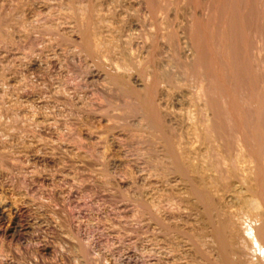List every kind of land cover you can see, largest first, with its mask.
<instances>
[{
    "label": "rangeland",
    "instance_id": "rangeland-1",
    "mask_svg": "<svg viewBox=\"0 0 264 264\" xmlns=\"http://www.w3.org/2000/svg\"><path fill=\"white\" fill-rule=\"evenodd\" d=\"M149 76L232 249L256 256L244 224L264 248V0H0V264H217L198 176L132 109Z\"/></svg>",
    "mask_w": 264,
    "mask_h": 264
},
{
    "label": "bare ground",
    "instance_id": "bare-ground-1",
    "mask_svg": "<svg viewBox=\"0 0 264 264\" xmlns=\"http://www.w3.org/2000/svg\"><path fill=\"white\" fill-rule=\"evenodd\" d=\"M217 1V0H216ZM246 1H248V0H246ZM249 1H251V0H249ZM253 1H255V0H253ZM257 1H259V0H257ZM263 1V0H262ZM153 7V6H152ZM194 8H196V7H194ZM147 14H148V11H147ZM150 14V13H149ZM148 14V15H149ZM238 19V18H237ZM194 21H196V20H194ZM244 21V20H243ZM224 23V22H223ZM163 24V23H162ZM200 24V23H199ZM202 24V23H201ZM241 24V23H240ZM204 25H206V24H204ZM257 25V24H256ZM203 25H201V27H202ZM199 27V26H198ZM197 27V28H198ZM200 28V27H199ZM222 28V27H221ZM202 30H203V27L201 28ZM207 29V28H206ZM201 30V31H202ZM209 33V32H208ZM202 34V33H201ZM210 34V33H209ZM208 35V34H207ZM203 36V35H202ZM206 36V35H205ZM205 40H206V38H205ZM209 41V40H208ZM155 44V43H154ZM197 45V44H196ZM166 46V45H165ZM228 48V47H227ZM209 54V53H208ZM220 55V54H219ZM210 59L208 58V60L207 61H209ZM147 61V60H146ZM212 61H209L208 63H211ZM207 65V64H206ZM212 66H213V63L211 64ZM210 68H212L211 69V72L213 71V76L215 77V78H218V74H217V70H218V68H215V66H214V68L213 67H210ZM249 68V67H248ZM160 71V70H159ZM151 72V71H150ZM167 72V71H166ZM153 74H155V72H152ZM159 73V72H158ZM152 74V75H153ZM160 74V73H159ZM156 75V74H155ZM166 75V74H165ZM253 75V74H252ZM251 75V76H252ZM157 76V75H156ZM250 76V77H251ZM150 77V76H149ZM160 77V76H159ZM213 77V78H214ZM109 78V77H108ZM151 78V77H150ZM153 78H154V76H153ZM153 78H151L150 80H151V83L149 84V85H145L146 86V88H145V90H143L142 91V89H140L142 92L141 93H138L137 92V94H133V92H132V90H130L129 89V92L131 91L132 93L131 94H133L132 96H133V99L131 98L132 96L130 95V98L134 101V103H133V107H132V109L133 108H135L136 110H137V112H138V114H139V116L138 117H140V120L143 122L142 123V128L145 130V132H146V136L148 137V138H152V139H157L160 143H161V145L164 147L163 149L164 150H162V152H163V155H164V157L165 158H167L168 159V161H169V164L171 165V168L172 169H174L175 171H177L178 173H180V174H184V172H187V177H188V172H192V173H194V174H198L199 173V168H201V167H199L198 168V166L199 165H196L195 163H190V162H188L185 158H187L185 155L183 156V154H181L180 152H177V151H174V149H173V145H174V140H172V139H174V138H171V137H169V136H167V131L166 132H164V128L162 129V126H161V123H160V119H161V116H160V114H159V112H158V108L156 107V105L154 104V102L152 101V97H151V94H150V91H152L153 92V90H152V88H153V86H154V80H156V79H153ZM196 78V77H195ZM160 79V78H159ZM219 79V78H218ZM113 80V79H112ZM177 80V79H176ZM111 81V80H110ZM165 81H167V80H165ZM157 83V82H156ZM164 83V82H163ZM173 87V86H172ZM124 89V91H126L127 89L126 88H123ZM219 89V88H218ZM134 90V89H133ZM254 90V89H253ZM139 91V90H138ZM126 92H128V91H126ZM140 92V91H139ZM151 92V93H152ZM165 92V91H164ZM176 92V91H175ZM226 93V92H225ZM224 93V94H225ZM153 94V93H152ZM159 94V93H158ZM178 94V93H177ZM228 94V93H227ZM226 94V95H227ZM129 95V93L126 95V96H128ZM154 95V94H153ZM226 95H225V97H226ZM261 95V94H260ZM260 95H259V97H260ZM165 96V95H164ZM229 96V95H228ZM228 96L226 97V98H228ZM167 97V96H166ZM248 97V96H247ZM154 98V97H153ZM181 98V97H180ZM231 98V97H230ZM247 100H248V98H246ZM260 99H261V97H260ZM163 100V99H162ZM255 101V100H254ZM257 101H258V99H257ZM262 101H263V99H262ZM250 102V101H249ZM156 103V102H155ZM164 103V102H163ZM172 103V102H171ZM263 102H261V104H262ZM157 104V103H156ZM235 102H229V100H227L226 101V103H225V106H226V108L228 109V111L227 112H229V114H230V116H231V118H232V120L234 121V123H235V121L236 120H234V118L236 117V116H234V115H236L235 113L233 114V110H234V112H235V109H234V107H235ZM256 104H258V103H256ZM260 104V103H259ZM237 106V105H236ZM130 107V106H129ZM238 107V106H237ZM225 108V109H226ZM129 109V108H128ZM131 109V108H130ZM237 109V108H236ZM185 110V109H184ZM240 110V109H239ZM239 110H237V111H239ZM160 111V110H159ZM180 112V111H179ZM170 113V112H169ZM190 113V112H189ZM172 114V113H171ZM184 114V113H183ZM237 114H239V113H237ZM175 115V114H174ZM177 115H179V114H177ZM177 115H175V116H177ZM181 116V115H180ZM164 117V116H163ZM181 118V117H180ZM184 118V117H183ZM200 118V117H199ZM236 119V118H235ZM139 120V119H138ZM177 120V119H176ZM186 120V119H185ZM184 120V121H185ZM168 121V120H167ZM233 121H231V122H233ZM166 122V121H165ZM191 122V121H190ZM193 123V122H192ZM182 124H184V123H182ZM181 124V125H182ZM187 124V123H186ZM196 124V123H195ZM233 124V123H232ZM238 124V123H237ZM236 124V125H237ZM177 126H179V125H177ZM185 126H187V125H185ZM233 126V125H232ZM164 127V126H163ZM189 127V126H188ZM193 127V126H192ZM238 127V126H237ZM237 127H236V129H237ZM175 128V127H174ZM173 128V129H174ZM170 129V128H169ZM169 129H166V130H169ZM172 129V130H173ZM171 130V129H170ZM233 130H235V129H233ZM194 131V130H193ZM173 132V131H172ZM183 132V131H182ZM181 132V133H182ZM235 132V131H234ZM184 133V132H183ZM187 133V132H186ZM174 135V134H173ZM172 134H171V136H173ZM178 135V134H177ZM182 135V134H181ZM203 135V134H202ZM174 136H176V135H174ZM184 136V135H183ZM180 139V138H179ZM178 139V140H179ZM240 141V140H239ZM179 142V141H178ZM181 143V142H180ZM243 144V143H242ZM183 145V144H182ZM185 145V144H184ZM234 145H235V143H234ZM176 146V145H175ZM244 146V145H243ZM156 147V146H155ZM235 147V146H234ZM237 147V146H236ZM178 149V148H177ZM193 149V148H192ZM205 149V148H204ZM241 149V148H240ZM160 150V149H159ZM213 150V149H212ZM242 150H244V149H242ZM156 151V150H155ZM179 151H180V149H179ZM184 151V150H183ZM182 151V152H183ZM192 152V151H191ZM235 152V151H234ZM202 153V152H201ZM239 154V153H238ZM241 157H243V153H241ZM239 156H240V154H239ZM199 157V156H198ZM232 157H233V155H232ZM237 157V156H236ZM229 158V157H228ZM166 159V160H167ZM189 159H190V157H189ZM192 159V158H191ZM194 159V158H193ZM231 159V158H230ZM233 159V158H232ZM243 159V158H242ZM204 160V159H203ZM233 162H236L235 160H233ZM239 162H240V160H239ZM203 163V162H202ZM201 163V164H202ZM207 165V164H206ZM233 165V164H232ZM203 166V165H202ZM204 167H205V165H204ZM233 167V166H232ZM237 167V166H236ZM167 168V167H166ZM169 168V167H168ZM203 168V167H202ZM241 168H242V165H241ZM203 170V169H202ZM202 170H200V171H202ZM205 170V169H204ZM239 171H241V169H239ZM204 172V171H203ZM202 172V173H203ZM201 173V172H200ZM199 173V174H200ZM195 175V176H198V178H197V181H198V184H197V181L194 183V181H193V178L191 177L190 179H188L187 180V182H188V185H187V193H188V195L192 198V200L194 201V202H197L198 204H199V206H200V214H202L201 216H202V220H203V222L204 223H206V225H208L209 226V230H208V236H209V239L213 242H211V244H213L214 246H215V249H214V257L213 258H215V261L217 262V264H262V262H261V259H263V258H261L260 259V257L261 256H264V248H262L263 247V245H261L260 246V243H258V242H260L259 240L258 241H256L255 239H254V237H252V229H250L249 228V225H241L242 227L240 228L241 230H240V232L244 235V237L246 238V242L249 244V246H250V250H252V251H254V255H256L255 257H253L252 258V256H250L251 255V253H250V255L246 258L245 256H244V254H241V252L239 251L240 249H242V248H240V249H232V246L233 247H236L235 245H232V243H235L236 244V239L238 240L239 238L237 237H233L232 238V235L230 236V233L231 234H233V232H231V229H232V227H233V225H235V224H233L232 223V219H234V220H236L235 218H236V216H234L235 215V213L234 212H227V213H225L224 212V214H222L223 213V211H221L222 213H220L219 212V210H218V208L219 207H216V206H214L213 205V200H212V195H211V193H210V186L209 185H207V186H205L206 185V183H208V182H206L205 183V185H204V182H203V179L204 178H202L201 176H199V175ZM207 175H208V173H207ZM209 176V175H208ZM211 176V175H210ZM212 177V176H211ZM241 177V176H240ZM215 178V177H214ZM229 178V177H228ZM195 179H196V177H195ZM184 181V180H183ZM185 181H186V177H185ZM210 184V183H209ZM210 185H212V184H210ZM215 186V185H214ZM233 187V186H232ZM209 188V189H208ZM215 188V187H214ZM215 190V189H214ZM212 192V191H211ZM237 192V191H236ZM235 192V194H237ZM220 193V192H219ZM231 193V192H230ZM219 195V194H218ZM221 196H222V194H221ZM218 197V196H217ZM243 197V196H242ZM241 196H237V195H235V197H233L234 199H235V201H239V200H244V202L243 201H241V202H243V204L245 205V206H247L246 204H245V198L243 199ZM248 198V197H247ZM247 201V203L248 202H251V203H248V206H250V210H251V213H253V209H254V211H256L255 210V208H257L256 206V203L254 202V200H253V198H249V199H247L246 200ZM220 202V201H219ZM240 202V201H239ZM241 204V203H240ZM251 204V205H250ZM228 208V207H227ZM253 208V209H252ZM263 208H264V206H263ZM217 209V210H216ZM222 210V209H221ZM227 210V209H226ZM231 210V209H230ZM218 211V212H217ZM249 211V210H248ZM264 211V210H263ZM238 214V213H237ZM262 215H263V213H262ZM261 215V216H262ZM258 216V215H257ZM256 216V217H257ZM231 217H235V218H232L231 219ZM238 217H239V215H238ZM247 217H248V215H247ZM200 219H201V217H199ZM246 218V217H245ZM237 222V221H236ZM235 222V223H236ZM239 222V221H238ZM237 222V223H238ZM202 223V222H201ZM245 223H246V221H245ZM243 224V223H242ZM251 224V223H250ZM240 227V226H239ZM232 231H233V229H232ZM235 232V231H234ZM263 232V231H262ZM236 233V232H235ZM239 233V232H238ZM237 235V234H236ZM244 239V238H243ZM242 239V240H243ZM257 239V238H256ZM234 241V242H233ZM241 242H243V241H238V244L240 245V243ZM242 244H245V242H243ZM241 244V245H242ZM232 245V246H231ZM246 245V244H245ZM247 246V245H246ZM213 247V246H212ZM243 247V246H242ZM245 247V246H244ZM243 247V248H244ZM252 248V249H251ZM248 249V248H247ZM246 249V250H247ZM213 250V249H212ZM249 250V249H248ZM248 253V252H247ZM246 254V253H245ZM230 256H232L231 258H233L234 260L233 261H230L231 259H230ZM244 256V257H243ZM251 257V258H250ZM264 264V263H263Z\"/></svg>",
    "mask_w": 264,
    "mask_h": 264
}]
</instances>
